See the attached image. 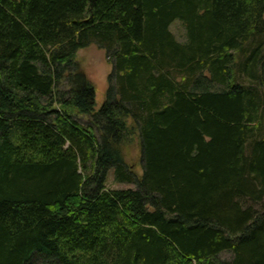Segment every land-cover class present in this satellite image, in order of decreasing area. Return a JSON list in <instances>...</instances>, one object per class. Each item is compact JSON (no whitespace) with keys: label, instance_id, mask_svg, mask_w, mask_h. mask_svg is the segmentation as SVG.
<instances>
[{"label":"trees","instance_id":"1","mask_svg":"<svg viewBox=\"0 0 264 264\" xmlns=\"http://www.w3.org/2000/svg\"><path fill=\"white\" fill-rule=\"evenodd\" d=\"M0 264H264V0H0Z\"/></svg>","mask_w":264,"mask_h":264},{"label":"rangeland","instance_id":"2","mask_svg":"<svg viewBox=\"0 0 264 264\" xmlns=\"http://www.w3.org/2000/svg\"><path fill=\"white\" fill-rule=\"evenodd\" d=\"M171 30L180 41L186 40V29L182 21H174L171 25ZM76 60L78 61L79 68L95 85L96 109L98 110L105 100L108 87V77L113 72L114 65L107 57L106 52L96 44L79 49L76 55ZM63 88H69L65 81ZM75 116L79 121L85 124L90 123L92 120V117L87 114H79ZM121 146L129 169L141 177L143 174V159L139 139L137 137H129L124 144L121 143ZM107 186L110 188H128L134 187L135 185L132 183L116 181L115 169L114 167H111L107 174ZM232 256L233 254L230 251H223L220 254V258L224 260H229Z\"/></svg>","mask_w":264,"mask_h":264}]
</instances>
